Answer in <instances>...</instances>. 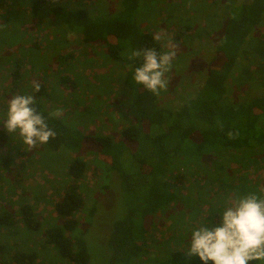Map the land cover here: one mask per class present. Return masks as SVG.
Wrapping results in <instances>:
<instances>
[{
    "label": "trees",
    "instance_id": "16d2710c",
    "mask_svg": "<svg viewBox=\"0 0 264 264\" xmlns=\"http://www.w3.org/2000/svg\"><path fill=\"white\" fill-rule=\"evenodd\" d=\"M65 1H47L44 9L47 8L49 14L43 28L77 33L81 41L101 46L111 59L126 68L122 77L120 74L119 82L123 91L129 93L130 118L117 140L96 131L82 132L63 118L51 116L52 112L44 108L42 100L46 96V87L43 81H37L38 92H33V84L16 82L22 89L16 91L15 88L11 92L33 95L37 112L57 134L42 145L51 151L64 149L88 158H75L70 163L67 172L72 182L54 205L61 224L49 227L43 242L52 246L55 254L69 264H90V253L82 235H71L85 205L74 180H84L89 175L94 177V171L98 170L104 174L115 172L122 180L126 214L111 227L107 242L110 264H145L151 258H146V220L172 213V210H178L179 204L189 206V197L180 195L183 185L189 189L192 183L209 180L218 187L220 182H215L220 175L232 178L235 175L225 169L227 159L236 162L242 171L250 165L260 167L264 164V0H237L229 4L223 26L216 34L215 56L207 61L203 84L181 106L161 102L164 90L158 96L153 95L133 79V69L141 65L142 57L130 60L132 50L151 48L158 53L165 52L161 40L154 39L157 34L140 25L138 9L147 4L146 0H119L113 13L101 7L99 12H94L82 5L70 11L64 6ZM14 2L0 0V11L15 9L17 12L20 7L13 6ZM31 5L28 9L34 15L43 9L38 7L40 0ZM50 41L56 43L57 40L51 38ZM64 42L66 44V38ZM58 59L71 66L74 57L67 52ZM67 80L68 77H64L60 82ZM254 81H258L259 87L251 96L243 99L232 96L233 92L237 93L236 88L247 87ZM70 85L75 88L73 81ZM127 153L137 163L133 172H126L122 164ZM89 159L95 162L91 170ZM190 175L195 176L191 184ZM202 189L197 191L202 192ZM85 213L92 218L96 207L90 206ZM20 214L19 220L9 212L0 214V232L4 238L0 242V263L53 264L44 258L42 249L27 246L16 228L17 222L21 221L27 230L39 231L37 210L24 204ZM210 219L208 215L203 221L209 223ZM7 241L13 242V249L7 247ZM183 253L172 250L166 253L165 259L155 260H158L157 264H202L198 257L185 258Z\"/></svg>",
    "mask_w": 264,
    "mask_h": 264
},
{
    "label": "rangeland",
    "instance_id": "374dc122",
    "mask_svg": "<svg viewBox=\"0 0 264 264\" xmlns=\"http://www.w3.org/2000/svg\"><path fill=\"white\" fill-rule=\"evenodd\" d=\"M35 1L15 0L13 6L20 7V10L0 11V120L6 118L9 98L15 96L12 89L21 91V85L32 86L34 82L43 81L46 96L42 102L46 110H60L61 114L57 117L82 132L96 131L117 140L120 130L130 118V105L127 106L129 93L123 91L124 87L119 82V76L126 68L111 59L101 46L81 41L77 33L43 28L49 14L47 8L44 9L48 0H40L38 7L43 9H39L37 15L28 9ZM118 1L66 0L64 6L73 11L72 8L82 5L94 12H99L101 7L113 13ZM146 1L147 4L138 9L140 25L156 34L163 32L166 38L161 40V45L165 51L172 46L176 50L171 68L166 73V79L170 82L160 100L181 106L201 88L207 61L215 56L216 38L229 4L237 0ZM41 10H44L42 17ZM51 38L58 42L52 43ZM168 41H172L171 44ZM67 52L74 57L71 66L60 63L58 59ZM64 77H68V80L61 83L60 79ZM18 81H22L21 85L16 83ZM72 81L75 88L70 85ZM258 87V81H254L247 87L234 89L237 93L233 92L232 96L240 99L249 97ZM75 158L88 159L64 149L51 151L41 144L30 150L18 134H9L0 125V214L9 212L19 220L21 206H33L41 225L39 231L31 232L18 221V234L28 243L27 246L42 249L44 258L53 264H69L43 241L49 227L61 224L54 205L72 182L67 170ZM92 164L94 166L95 162L89 159L90 170ZM122 164L126 172L137 169V163L128 153L124 155ZM224 167L233 171V178L220 175L215 182H220L218 187L209 180L192 183L189 189L183 185L180 195L189 197V206L179 204L178 210H172V213L146 220V258H151L145 264H157L155 258L165 259L166 253L172 250L185 252L193 227L204 222V217L208 215L211 216L209 224L216 222V216L232 195L249 192L264 194V164L260 167L250 165L242 171L236 162L227 159ZM194 178L193 175L189 176L190 184ZM74 182L79 185L85 205L71 235H82L90 253V264H110L107 242L111 227L126 214L122 180L115 172L104 174L98 170L94 171V177L89 175L84 180ZM199 188H203V191L198 192ZM93 205L96 213L92 218L87 213L83 214ZM88 225H91V229ZM3 241V233L0 232V242ZM5 244L12 249L15 246L8 241Z\"/></svg>",
    "mask_w": 264,
    "mask_h": 264
},
{
    "label": "clouds",
    "instance_id": "9594fccd",
    "mask_svg": "<svg viewBox=\"0 0 264 264\" xmlns=\"http://www.w3.org/2000/svg\"><path fill=\"white\" fill-rule=\"evenodd\" d=\"M165 38L163 32L154 37L156 40ZM175 55L174 46L162 53L151 48L132 50L130 60L142 57L141 65L133 69L135 83L157 96L161 90H167L170 81L166 73ZM39 88V83L34 82L33 92H38ZM34 104L33 95L12 96L6 118L0 120V125L9 134H18L30 150L57 135ZM60 114V110L50 113L51 116ZM216 218L211 224L200 222L193 227L183 253L185 258L198 257L202 264H264V194H234Z\"/></svg>",
    "mask_w": 264,
    "mask_h": 264
}]
</instances>
